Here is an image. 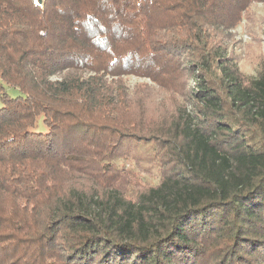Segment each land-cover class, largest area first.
<instances>
[{
    "label": "trees",
    "instance_id": "trees-1",
    "mask_svg": "<svg viewBox=\"0 0 264 264\" xmlns=\"http://www.w3.org/2000/svg\"><path fill=\"white\" fill-rule=\"evenodd\" d=\"M256 3L0 0V264H264Z\"/></svg>",
    "mask_w": 264,
    "mask_h": 264
},
{
    "label": "rangeland",
    "instance_id": "rangeland-1",
    "mask_svg": "<svg viewBox=\"0 0 264 264\" xmlns=\"http://www.w3.org/2000/svg\"><path fill=\"white\" fill-rule=\"evenodd\" d=\"M251 11L256 17L262 18L264 20V3H256L251 7ZM252 27L247 26L243 20L236 29H234V41H238L237 44H233L232 49L238 54V64L241 71L247 76H254L256 70V57L258 54L264 55V41L260 43L255 42L254 38L249 34L252 32ZM253 33L256 36L264 38V23L258 24V26L253 28ZM260 45V46H259ZM125 82L128 87L132 88L136 84L141 82H146V80L138 79L134 76L125 77ZM7 94L12 97L19 95L17 89L6 88ZM1 107V101H0ZM144 182L149 181L148 177H142Z\"/></svg>",
    "mask_w": 264,
    "mask_h": 264
}]
</instances>
